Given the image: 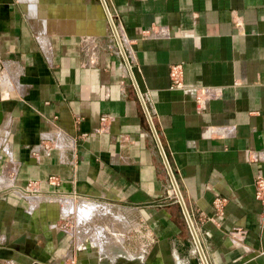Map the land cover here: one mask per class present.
Wrapping results in <instances>:
<instances>
[{
  "label": "crops",
  "instance_id": "obj_1",
  "mask_svg": "<svg viewBox=\"0 0 264 264\" xmlns=\"http://www.w3.org/2000/svg\"><path fill=\"white\" fill-rule=\"evenodd\" d=\"M256 175L264 0H0V264H264Z\"/></svg>",
  "mask_w": 264,
  "mask_h": 264
},
{
  "label": "built area",
  "instance_id": "obj_2",
  "mask_svg": "<svg viewBox=\"0 0 264 264\" xmlns=\"http://www.w3.org/2000/svg\"><path fill=\"white\" fill-rule=\"evenodd\" d=\"M114 31V30H113ZM114 34H116V32L114 31ZM117 52H120V54L124 53L122 51V48L120 47L119 49L117 48L116 50ZM181 76H182V70H181V66L180 64H172L169 68V78H170V87L173 89H185V86L182 83L181 80ZM198 102H201V100H198ZM146 115L147 111H145ZM101 120H105L104 117L101 118ZM48 183L51 185H55L56 184V178L54 176H50L48 178ZM254 197L261 202L262 204L264 203V177L260 176V175H256L254 177ZM26 189H30L32 192L33 190H35V182H30L27 184ZM221 206L220 201H219V207ZM245 231L242 228L239 227H234L233 229L230 230L229 232V236L230 238H232L233 240H240L243 235H244ZM192 237V235H191ZM193 240V245H194V250L197 254L198 257V264H207V261L204 257V255L201 257V255L198 253V250L196 248V244L194 242V239L192 237ZM72 262V264H74V259L72 258L70 260Z\"/></svg>",
  "mask_w": 264,
  "mask_h": 264
},
{
  "label": "rangeland",
  "instance_id": "obj_3",
  "mask_svg": "<svg viewBox=\"0 0 264 264\" xmlns=\"http://www.w3.org/2000/svg\"><path fill=\"white\" fill-rule=\"evenodd\" d=\"M74 202V201H73ZM74 205L75 206H79L80 205V203H78V202H74ZM74 211V210H73ZM70 213H72V211L70 212ZM74 213H72V215L70 216L72 219V221H73V223H74V221H76V216L75 215H73ZM74 218H75V220H74ZM94 224H97V225H99L101 228H106V226H105V223H106V221H107V215H105V216H103V217H101V218H99V217H97V215H95V217H94ZM72 223V224H73ZM89 225H92L91 223H88ZM86 226H87V223L85 224V228H86ZM91 232H90V235H92V230H90ZM107 235V233H106V231H105V236Z\"/></svg>",
  "mask_w": 264,
  "mask_h": 264
},
{
  "label": "water",
  "instance_id": "obj_4",
  "mask_svg": "<svg viewBox=\"0 0 264 264\" xmlns=\"http://www.w3.org/2000/svg\"><path fill=\"white\" fill-rule=\"evenodd\" d=\"M180 203H181V202H180ZM181 207H182L183 214H184V216H185L186 222H187V224H188L189 231H190V233H191V235H192V237H193V239H194V242H195V244H196V248H197V250H198V253H199V254L201 255V257H202V256H203V253H202V251H201V248H200L199 243H198V241H197V239H196V236H195V233H194L193 227H192V225H191V222H190V220H189V217H188V215H187V213H186V211H185V209H184L182 203H181Z\"/></svg>",
  "mask_w": 264,
  "mask_h": 264
}]
</instances>
